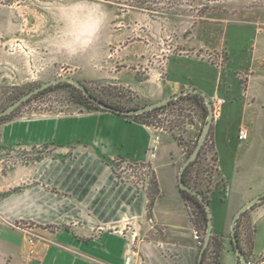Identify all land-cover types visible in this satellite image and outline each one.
Masks as SVG:
<instances>
[{"label":"crops","instance_id":"0c3cea01","mask_svg":"<svg viewBox=\"0 0 264 264\" xmlns=\"http://www.w3.org/2000/svg\"><path fill=\"white\" fill-rule=\"evenodd\" d=\"M184 64L183 59L173 64L176 83L162 82L156 93L135 91L149 103L197 88L216 106L210 138L217 173L208 192L212 236L221 242L217 264H242L232 219L246 201L264 193V80H254L264 72H252L245 90L229 84L222 91L189 76ZM243 127L249 131L246 140L239 139ZM199 131L200 124L187 120L167 126L105 109L4 122V146L51 144L52 150L0 172V264H197L202 246L194 231L200 228L178 180ZM256 146L262 151L240 157V151ZM117 158L149 164L154 187L140 188L120 177ZM249 227L247 256L256 260L264 253V200L244 215V238ZM210 259L211 254L204 264Z\"/></svg>","mask_w":264,"mask_h":264},{"label":"rangeland","instance_id":"374dc122","mask_svg":"<svg viewBox=\"0 0 264 264\" xmlns=\"http://www.w3.org/2000/svg\"><path fill=\"white\" fill-rule=\"evenodd\" d=\"M179 59L189 76L205 79L212 88L223 91L230 84L245 90L252 72H264V0H0V110L62 76L83 80L121 105L143 106L148 102H142L135 89L156 93L162 82L176 83L173 64ZM254 80L263 82L264 74ZM77 94L71 85L54 86L0 123L89 111L93 105L76 102ZM205 108L204 101L185 96L154 111L148 120L167 126L187 120L200 124L201 131ZM200 131L188 149H193ZM212 148L210 140L203 163L194 171L202 190L208 180L201 178L217 173ZM51 150V144L31 149L4 146L0 139V172L38 161ZM261 151V146L244 149L240 157ZM120 161L116 163L127 170L130 163ZM198 227L205 230L201 220ZM250 232L251 227L247 246ZM213 259L211 254L212 264Z\"/></svg>","mask_w":264,"mask_h":264},{"label":"water","instance_id":"95a60500","mask_svg":"<svg viewBox=\"0 0 264 264\" xmlns=\"http://www.w3.org/2000/svg\"><path fill=\"white\" fill-rule=\"evenodd\" d=\"M68 82L71 83L72 85L76 86L78 89L82 90L85 95L90 99V101L94 102L97 104L99 107L104 108L105 110L114 112V113H119L122 116H131V115H140L145 112L152 111L153 109H158L164 105H167L170 103V101H174L178 99L181 96L184 95H190V94H201L204 96L205 104L208 107V114L205 119L204 125H203V130L200 133V136L198 138L196 147H194L191 155L185 160V162L182 164L179 172V187L181 189H184L185 191L197 196L199 200H201L202 204L205 206V209L207 211V218H208V223H207V230L205 233L204 237V242L203 246L201 247L200 253H199V259L197 264H204V255L207 247H209L211 239H212V233L214 231V221H213V212L210 206V203L204 199V196L202 195L201 192H199L197 189L193 188L189 184L186 183L184 179V173L186 168L190 163L196 160V158L199 155V152L202 147H204L207 139L209 132L212 130L213 126V121H214V114H215V108H214V103L211 101L210 97L204 92L201 91L197 88H191V89H184L174 95L166 96L165 98H162L158 101H152L149 103H146L143 106L140 107H135V108H121L113 105H109L105 103V101L91 95V92L89 91V88L87 84L78 78L72 77V76H62L58 78H53L41 85H38L34 88H32L30 91L26 92L25 94L21 95L17 100H15L12 104H10L8 107L3 108L0 110V117L7 116L11 114L15 109L23 105L25 102H27L34 94L40 93L44 91L45 89L51 87L52 85H58L60 83ZM264 200V193L256 196L253 199H249L246 201L240 209L237 211L236 215L233 216L232 219V241L235 246V251L237 255L239 256L241 263L242 264H249V259L248 256L242 251V246L239 243V239L237 237L236 231H237V225H238V220L243 215L248 209L252 208L254 205L257 203L261 202Z\"/></svg>","mask_w":264,"mask_h":264},{"label":"trees","instance_id":"16d2710c","mask_svg":"<svg viewBox=\"0 0 264 264\" xmlns=\"http://www.w3.org/2000/svg\"><path fill=\"white\" fill-rule=\"evenodd\" d=\"M60 84H63V83H60ZM60 84H58V85H60ZM64 84L71 85L72 87H74L78 91V94L75 97L76 102H80V103L88 102V103H90L93 106H88L89 110H92V109H104V108L99 107L94 102L90 101V99L87 97V95H85V93L82 90L78 89L76 86H74V85H72L71 83H68V82H64ZM58 85H56V84L52 85L51 87L45 89L44 91L34 94L30 99H32L35 95L45 93L46 91L52 89L54 86H58ZM87 86L89 88V91L91 92V95H93V96L105 101V103H107L109 105L121 107V108H124V109L125 108L140 107L138 104L130 105V106L121 105L120 103H116V102H114L112 100H109V99L105 98L99 92H97V91L93 90L91 87H89V85H87ZM185 96H194L195 98L200 99V100L205 102V100L203 98L204 96H202L201 94L184 95V96L179 97L178 99H180L182 97H185ZM170 103H173V101L172 102L170 101ZM164 106H162V107H164ZM162 107H160V108H162ZM160 108H158V109H160ZM158 109H153L152 111L145 112V113L140 114V115L136 114V115H131V116H123V117H132V118H134V119H136L138 121L147 123V122H151L150 120H148L150 114L153 113L154 111H157ZM205 111L208 114L207 105H206ZM116 114H119V113H116ZM207 114H206V117H207ZM119 115H121V114H119ZM3 117H0V119L3 118ZM202 130H203V128H202ZM201 131H200V133H201ZM211 131L209 132L208 139H207L204 147L201 148L198 157L196 158L195 161H193L192 163H190L188 165V167L186 168L185 173H184V179H185L186 183L189 184L190 186H192L193 188L197 189L199 192H201L202 195L204 196V199L206 201H208V202H209V198H208L209 194H208V192L211 190V187H209V186H210L211 182L213 181V176L211 175L210 179L201 178L203 182L208 180L207 181L208 182L207 189L202 190V188L199 187L200 184L198 185L197 182H196V176H194V171L196 170V168L198 167L199 164L203 163V158L202 157L204 155V150L207 147L208 142L211 140V138H210ZM200 133H199V136H200ZM197 141H198V139H197ZM197 141H196L195 145L193 146V149H194V147H196ZM193 149L191 148V149L187 150V158L191 155ZM213 155H214L213 161L215 162V164H214L215 165V169L217 170V165H216L217 164V160H218L217 159V155H216V153H213ZM202 172H205V171H202ZM206 172H208V170H206ZM181 192L183 193L184 198L187 201L188 205H190L191 208H192L191 211H190L191 212L190 215H191L193 221L195 222V224L197 225V227H198V222L200 220L204 223L205 230L204 231L201 230V232H202L201 234H202V236L204 238L206 230H207V223H208L207 211L205 209V206L202 204L201 200H199L197 198V196L185 191L184 189H181ZM247 212H248V210L243 215H241V217L239 218L238 225H237V231H236L237 237L239 239V243L242 246L241 249L246 255H248V249L252 248V239L250 238V244H249V246H247L245 238L241 235V229L240 228H241V223H242L243 217H244V215L247 214ZM211 243L215 244V247L213 249H212L213 246H212ZM220 245H221V242L218 241L217 238L212 236L210 245H209V247H207V249L205 251L204 263L207 262L210 254H214L213 264H217L218 263V255H219V247H220ZM234 248H235V246H234ZM209 264H212L211 261L209 262Z\"/></svg>","mask_w":264,"mask_h":264},{"label":"built area","instance_id":"2783aa9c","mask_svg":"<svg viewBox=\"0 0 264 264\" xmlns=\"http://www.w3.org/2000/svg\"><path fill=\"white\" fill-rule=\"evenodd\" d=\"M215 111H216V106L214 105ZM1 125V123H0ZM248 129L247 127H243L241 128L240 132H239V139L240 140H246L248 139ZM120 158H117L113 161L114 167L118 173V175H120V177H122L121 174H123L125 176V179H127L128 181H132L134 182L137 186H139L140 188H145L148 189L150 188V185H153V181L155 179L154 176V172L152 167L149 164L146 163H136V162H130L128 160L125 159H121V161L119 160ZM120 161V163L122 164H128L129 168L127 170L126 166H120V164H117L116 162ZM125 170V171H124ZM194 237L197 240V242L200 244V246H203V242H204V238L200 232V229H197L194 231ZM30 241H33L32 238H30ZM249 259V264H264V253H262L260 255V257L256 260H251Z\"/></svg>","mask_w":264,"mask_h":264}]
</instances>
